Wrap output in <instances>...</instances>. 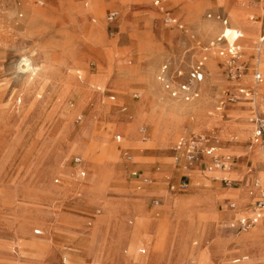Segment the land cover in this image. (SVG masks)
Listing matches in <instances>:
<instances>
[{
    "label": "rangeland",
    "instance_id": "374dc122",
    "mask_svg": "<svg viewBox=\"0 0 264 264\" xmlns=\"http://www.w3.org/2000/svg\"><path fill=\"white\" fill-rule=\"evenodd\" d=\"M37 1L0 0V264H264V243L252 241L264 222L234 233L223 228L229 220L220 215L227 202L245 208L239 175L254 173L264 186V166L258 169L250 158L262 152L249 143L248 121L254 112L264 116V79L250 99L235 90L251 83L254 68L264 70V52L255 50L259 27L247 16L258 5L245 0H159L160 7L150 0ZM140 1L148 8L136 4ZM108 9L117 10L110 23L104 19ZM213 13L228 22L229 34L220 45L241 35L236 41L245 66L240 79L226 77L216 54L222 25L207 16ZM165 16L173 21L164 23ZM201 57L194 100L169 98L156 80L161 66L174 84ZM43 62L49 68L28 83ZM163 110L176 113L171 115L175 129L167 119L156 126ZM90 125L93 132L82 134ZM191 133L203 134L219 153L238 155V160L245 152L244 161L251 160L247 172L233 170L231 175L239 177L226 186L208 178L202 164L186 172L173 166V145ZM71 155L87 169L81 188L72 182L73 168L66 166L72 165ZM205 159L201 155L197 163ZM155 167L153 175L146 171ZM183 172L188 189H168L164 179L177 183ZM143 178L150 183L137 186ZM208 191L214 198L206 197ZM68 195L85 202L70 203ZM171 199L186 203L198 220L202 209L214 206L210 231L195 230L187 208L176 209L171 221L166 216ZM54 214L71 220L79 234L52 231ZM34 228L41 233H32ZM78 239L86 244L76 245ZM237 256L241 261L236 263Z\"/></svg>",
    "mask_w": 264,
    "mask_h": 264
},
{
    "label": "built area",
    "instance_id": "2783aa9c",
    "mask_svg": "<svg viewBox=\"0 0 264 264\" xmlns=\"http://www.w3.org/2000/svg\"><path fill=\"white\" fill-rule=\"evenodd\" d=\"M154 5L159 2V0H150ZM249 4L258 3L257 13H250L248 19L253 24L258 23L260 25V30L256 36L255 40V50L259 52H264V0H246ZM39 4L42 3L41 0L37 1ZM208 17H213L220 24L226 23V18L219 14L213 13L212 15L207 14ZM117 17V10L111 9L108 10L104 19L107 23H110L115 20ZM164 23H171L173 19L165 16L163 18ZM112 34V30L109 31ZM240 34L237 32L234 39L230 43H224L220 45L221 41H225L223 35H219L215 38L216 54L222 58L224 72L226 77L230 80H237L243 75L245 66L243 61L240 59V48L239 45L235 43V38L239 37ZM205 49V48H204ZM204 57L196 60L188 72L186 73V78L182 82L174 83L171 78L170 72L167 70L166 65H162L159 74L158 80L162 84L163 88L166 89L170 96H181L184 100H189L196 96L195 89L191 88L193 82H198L202 79V60ZM179 75V71L176 72ZM251 83L247 86L238 85L235 87L236 92L241 95L243 98L250 99L255 93V86L259 84L264 79V73L258 68H254L252 72ZM112 96H109V99H112ZM236 98L228 97V100L232 101ZM76 119H79L77 116ZM248 121L251 124L252 130L249 137V143L256 144L261 151L264 152V116L257 114L256 112L249 114ZM115 141L119 140V136H114ZM174 155L173 163L181 167V169L186 172L189 169V165L192 162L198 160V158L203 155L207 158V161L204 164L205 169H225L231 167L235 164V159L237 157L230 156L228 154H221L217 151V147L208 143V139L203 134H189L178 138L173 145ZM125 160L130 159V155L126 152L124 153ZM71 162L74 165H79L81 159L79 156H73ZM85 171L81 168H77V176L83 177ZM131 175H135V172L132 171ZM184 177V175H183ZM212 179H217L222 182L224 185H230L231 179L224 177H212ZM148 180L143 178L141 183H147ZM252 185L256 188H259V182L255 179L252 182ZM169 188L172 190L185 191L188 189V182L184 178L180 179L177 183L169 184ZM151 203L153 205L158 204L157 199H152ZM229 207H233L232 204H229ZM264 219V189H259L258 197L250 204L248 213L237 212L231 222H229V227L234 230H245L254 226L258 221ZM34 233H37V230H34Z\"/></svg>",
    "mask_w": 264,
    "mask_h": 264
},
{
    "label": "crops",
    "instance_id": "0c3cea01",
    "mask_svg": "<svg viewBox=\"0 0 264 264\" xmlns=\"http://www.w3.org/2000/svg\"><path fill=\"white\" fill-rule=\"evenodd\" d=\"M246 1V0H245ZM247 2V1H246ZM248 3V2H247ZM108 10H111V9H108ZM107 10V11H108ZM106 11V12H107ZM257 11H258V6L255 8V10H249L248 11V13L250 14V13H257ZM223 15V14H222ZM224 16V15H223ZM248 16V15H247ZM257 24V26L259 27V30H260V25L258 24V23H256ZM114 27V26H113ZM259 32V31H258ZM256 36V35H255ZM237 38H241V35L239 36V37H237ZM237 38H235V43H236V41H237ZM236 44H238V43H236ZM213 62V61H212ZM201 87V86H200ZM115 136V135H114ZM114 136H113V138H114ZM218 148V147H217ZM260 149V148H259ZM244 151V150H243ZM260 151H261V149H260ZM262 153H263V155H264V152L263 151H261ZM247 154H245V152H243V155H242V157H241V159H235V164L233 165V166H231L230 168H232V169H234V170H236V171H238L239 173L240 172H242L243 170L245 171V172H247V170H248V168L250 167V165H251V163L247 166V163H248V160H250L248 157L245 159V161H244V156H246ZM73 156H77V155H71L70 156V159H69V162H71V158L73 157ZM237 157V156H236ZM206 158V157H205ZM81 159V158H80ZM207 161V158L204 160V161H198V163H197V161H195V162H192V163H190V165H189V169L188 170H192L197 164H202V168H204V164H205V162ZM251 161V160H250ZM72 163V162H71ZM66 165V164H65ZM257 165H259V167H258V169L259 168H261V167H263L264 166V161L263 162H260V163H257L256 164V166ZM67 167H70V168H73V173H72V182H73V184L75 185V187L76 188H81L84 184H85V179H86V175H87V169L82 165V162H80V164L79 165H74L73 163H72V165H70V166H68V165H66ZM173 166H177L178 167V165H176V164H174L173 163ZM78 167H81L84 171H85V174H84V176L83 177H78L77 176V168ZM179 168V167H178ZM205 169V168H204ZM212 169H214V168H212ZM255 169H257L256 167H255ZM156 170H158V167H155V168H147L146 169V171L150 174V175H153L154 173H155V171ZM205 170H209V169H205ZM132 172V171H131ZM183 175H184V177H185V179L187 180V182H188V184H189V177H188V175H187V173H181L180 174V179H182V178H184L183 177ZM240 176V179L239 180H243V184L241 185V186H245V188H246V194H247V200L246 201H244V203H242V204H245V208L247 207V208H249L250 207V204L258 197V195H259V189H264V186L258 181V179L256 178V176H255V174L254 173H251L250 175H248L247 177H245V178H243V175H239ZM239 176H235L234 178L237 180V178L239 177ZM208 177V176H207ZM208 178H210V179H212V177L211 176H209ZM179 179V180H180ZM257 180L258 182H259V188H256V187H254L253 185H252V182H253V180ZM165 181V185H166V187L168 188V189H170L169 188V184H171L172 182H171V180H170V178H165L164 179ZM231 180H234L233 178L231 179ZM236 180H234V181H236ZM54 181L56 182L57 181V178L56 179H54ZM150 183V181H147V183H141V181L140 182H138V184H137V186H140V185H147V184H149ZM235 189H237V188H235ZM171 190V189H170ZM176 191H180V190H176ZM186 191V190H185ZM214 196H215V194H214V191H208L207 193H206V197H208V198H214ZM67 197H69L68 199H67V201H70V203H83V202H85L83 199H80L79 197H77V196H74V195H68ZM59 198H63V197H59ZM59 198H56V199H59ZM223 200H225V199H223ZM227 202V201H226ZM151 206L152 207H157L158 206V204L157 205H153L152 203H151ZM224 209L223 210H221L222 212H220L221 214L220 215H222V218L224 219V220H229V222H231V220H233L234 219V217H231V215H232V213L233 214H235L236 215V213L238 212V208H236V207H229V204H228V202H227V204L225 203V205H224ZM224 210H226L227 212L229 211V216H228V214H225L224 212ZM157 212V214H158V211H161V209H155V210H153V212ZM224 211V212H223ZM53 212L55 213V211H54V209H53ZM154 212V213H155ZM219 215V216H220ZM227 215V218H224V216H226ZM221 217V216H220ZM66 219V220H65ZM69 220V219H68ZM67 220V218L66 217H57V214H54V215H52L51 217H50V219H49V226H53V230L52 231H56V230H60V231H62V232H64V233H66L67 235H70V236H75V235H78L79 233V231L80 230H78V228H72V226H71V224H69L70 222H71V220H70V222ZM66 222V223H65ZM69 222V223H68ZM229 222H228V224H229ZM260 222V221H259ZM263 222V221H262ZM88 223V222H87ZM258 223V222H257ZM224 225L223 226V228L224 229H227V230H229V231H231V232H234V233H237V232H239V231H245V230H247V229H245V230H234V229H232V228H230L229 227V225ZM253 227V226H252ZM255 227V226H254ZM251 228V227H250ZM249 229V228H248ZM34 230H37V233H34ZM51 231V232H52ZM32 233H34V234H40L41 232H40V230L39 229H37V228H34V229H32ZM7 235H9V234H7ZM7 235H5V236H7ZM60 236H56V237H54V241L56 242V243H59L60 242ZM86 240V239H85ZM85 242V241H84ZM76 243V245H81V241L79 242V239L75 242ZM86 244V243H85ZM85 244H83V245H81V246H84ZM80 246V247H81ZM139 252L140 253H143L144 252V249L143 248H140L139 249ZM56 253V252H55ZM81 258H85L86 257V254H85V252L83 251L82 253H81ZM243 257H246L247 258V256H244L243 255ZM242 257V258H243ZM239 261H241V258H240V256H237V259H236V263L237 262H239ZM61 262H63V259H61ZM192 262H193V260H192ZM191 262V263H192Z\"/></svg>",
    "mask_w": 264,
    "mask_h": 264
},
{
    "label": "bare ground",
    "instance_id": "6f19581e",
    "mask_svg": "<svg viewBox=\"0 0 264 264\" xmlns=\"http://www.w3.org/2000/svg\"><path fill=\"white\" fill-rule=\"evenodd\" d=\"M136 4H139V5H141V6H143V7H145V8H148V5L144 2V1H140V2H137ZM254 4H256V5H259L258 3H254ZM156 6H159V4L157 3V4H155ZM160 7V6H159ZM162 9V8H161ZM39 15V14H38ZM40 16V15H39ZM36 17V16H35ZM35 17H33V18H35ZM35 19H37V18H35ZM227 24H228V22L226 21V23L225 24H221L222 25V27H221V31H220V34L221 35H223L225 38L228 36V34H229V29H228V26H227ZM254 41V40H253ZM212 44H213V42H209L208 43V46H212ZM239 45V48H241V49H243L242 48V46L240 45V44H238ZM205 49L207 48V47H204ZM209 49V48H208ZM212 57H208L207 58V61L209 60V59H211ZM24 59H27V58H24ZM23 59V60H24ZM27 61H28V59H27ZM207 61H206V63H207ZM166 63H168V62H166ZM27 66H29V64H27ZM49 64L47 63V62H43L42 64H40V65H38V67H37V69L36 70H34V72L32 71V74L30 75V77H29V79H28V83H31V82H33L34 80H36V79H34V77L35 76H37L38 75V73H40V71L41 70H43V69H45L46 67L47 68H49ZM29 69H30V67H29ZM33 70V69H32ZM259 70H261V69H259ZM31 71V70H30ZM30 71H28V72H30ZM263 73H264V70H261ZM156 80L159 82V80H158V76H156ZM263 81V80H262ZM261 81V82H262ZM33 84V83H32ZM260 84V83H259ZM259 84H257L256 86H255V93H254V97H255V95L257 94V91H258V85ZM191 88H193V89H198L199 90V84L198 83H196V82H193L192 83V85H191ZM169 98H171V99H177V100H181V101H184V102H192L193 100H194V98H192V99H189V100H184L181 96H177V97H171V96H169ZM198 112V110H195V113H197ZM65 114V113H64ZM174 116L176 115V113L174 112V113H172ZM171 113H168L167 111H165V110H163L162 111V113L158 116V118L157 119H155L154 121L156 122V126L158 127V128H160L161 126H163V125H161L162 124V120L163 119H167V121H168V125H169V128L170 129H175V125H176V123H177V120L175 119V118H173L174 116H171L172 115ZM92 128L93 127H91V125H90V127L88 126V129L87 130H83V131H81L82 132V134H91L92 132H93V130H92ZM156 128V127H155ZM163 128V127H162ZM256 145V144H255ZM218 150L220 149V148H217ZM235 155V154H234ZM238 156V155H237ZM250 158L252 159V161H254V163H260V162H263L264 161V155H263V153L261 154V155H254L253 153H251L250 154ZM233 170L234 169H232V168H230V167H228V168H225V169H218V168H214V169H209V170H206L207 172H209L210 174H209V176H211V177H216V178H218V177H224V178H228V179H232V178H234L232 175H231V173L233 172ZM260 175L264 178V170H262L261 172H260ZM258 179V178H257ZM264 180V179H263ZM258 181L260 182V179H258ZM261 183V182H260ZM229 187H231V186H229ZM239 200H240V204H242V203H244V201H246L247 200V194H246V190H245V192L244 191H240L239 190ZM232 204V203H231ZM233 205V204H232ZM187 208V209H189L188 210V216H187V219H189L190 217H195L194 218V229L196 230H198L201 234H206L207 232H209L210 231V224H211V222H210V220L213 218V217H215V209H214V206H211V205H207L206 206V208H204V209H202V213H203V217H201L199 220L196 218V216H194V214L193 213H190V207H188V206H186V203L185 204H182V205H180L179 203H178V201H176V200H173V199H171V201H170V203L168 204V206H167V211H166V216H169L170 217V220L172 221V219H174L175 217L173 216V214H174V212L176 211V209H178V208ZM238 212H240V213H248L249 212V208H244V209H239L238 210ZM260 221H263L264 222V219H261ZM259 222V221H258ZM171 223V222H170ZM257 224V223H256ZM255 224V225H256ZM254 225V226H255ZM150 226L151 227H155V226H157V227H159L160 225H158V224H155V223H151L150 222ZM168 226V225H167ZM162 227V226H161ZM214 228V227H213ZM184 231H185V229H187V221L183 224V228H182ZM213 230V229H212ZM219 230L220 229H217L216 230V234L215 235H217V233L219 234ZM205 240V239H204ZM252 241H255V242H257V241H260L261 243H264V226H262V225H258V226H256V228H255V230H254V234H253V236H252ZM199 245V244H198ZM246 257H243V259H245Z\"/></svg>",
    "mask_w": 264,
    "mask_h": 264
},
{
    "label": "clouds",
    "instance_id": "9594fccd",
    "mask_svg": "<svg viewBox=\"0 0 264 264\" xmlns=\"http://www.w3.org/2000/svg\"><path fill=\"white\" fill-rule=\"evenodd\" d=\"M25 65H27L29 62L27 61V59H24L23 61H22ZM28 70H30V69H28V68H24V71H28Z\"/></svg>",
    "mask_w": 264,
    "mask_h": 264
}]
</instances>
